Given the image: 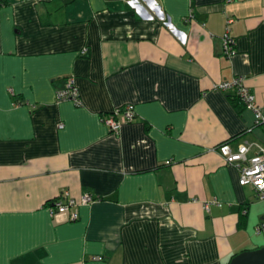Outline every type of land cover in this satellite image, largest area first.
<instances>
[{"label": "crops", "instance_id": "crops-1", "mask_svg": "<svg viewBox=\"0 0 264 264\" xmlns=\"http://www.w3.org/2000/svg\"><path fill=\"white\" fill-rule=\"evenodd\" d=\"M235 75L264 114V0H0V264H227L256 248L264 201L214 149L264 146L216 87ZM69 77L80 104L55 98ZM127 103L110 131L102 116ZM62 192L76 219L50 212Z\"/></svg>", "mask_w": 264, "mask_h": 264}, {"label": "built area", "instance_id": "built-area-1", "mask_svg": "<svg viewBox=\"0 0 264 264\" xmlns=\"http://www.w3.org/2000/svg\"><path fill=\"white\" fill-rule=\"evenodd\" d=\"M224 52L228 55L234 51V39L226 30L222 36ZM219 89L234 88L238 99L243 103L244 107L254 112V123L264 128V114L261 113L259 105L256 103L254 94L249 87L244 83L242 75H235L230 80L222 81L216 84ZM55 98L59 100H71L75 104H80V96L77 86L72 77L64 88L59 89L55 93ZM135 111L131 104H123L114 107L109 112L102 116V121L112 132L119 131L121 125L134 118ZM251 144L248 142H240L235 150H232L227 142L217 144L214 149L219 152L227 164L233 165L239 172L238 182L240 184H250L255 192V198L264 201V146L256 145V150L249 154ZM66 192L59 194V197L54 199L49 205L51 213L68 212L70 219H76L78 213L70 206L74 201L70 198L67 201H62V197L66 196ZM93 197L85 193L81 196V201L87 203ZM215 200L205 203L206 207L209 203H215ZM256 232L264 236V218L260 219L255 226ZM93 258L100 259L101 256H93Z\"/></svg>", "mask_w": 264, "mask_h": 264}, {"label": "water", "instance_id": "water-1", "mask_svg": "<svg viewBox=\"0 0 264 264\" xmlns=\"http://www.w3.org/2000/svg\"><path fill=\"white\" fill-rule=\"evenodd\" d=\"M227 264H264V246L239 251Z\"/></svg>", "mask_w": 264, "mask_h": 264}, {"label": "rangeland", "instance_id": "rangeland-1", "mask_svg": "<svg viewBox=\"0 0 264 264\" xmlns=\"http://www.w3.org/2000/svg\"><path fill=\"white\" fill-rule=\"evenodd\" d=\"M250 244H249V247H262L264 246V236H262L260 233H255V230H254V233L251 234V237H250Z\"/></svg>", "mask_w": 264, "mask_h": 264}, {"label": "trees", "instance_id": "trees-1", "mask_svg": "<svg viewBox=\"0 0 264 264\" xmlns=\"http://www.w3.org/2000/svg\"><path fill=\"white\" fill-rule=\"evenodd\" d=\"M226 142V141H225Z\"/></svg>", "mask_w": 264, "mask_h": 264}]
</instances>
